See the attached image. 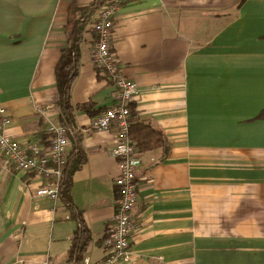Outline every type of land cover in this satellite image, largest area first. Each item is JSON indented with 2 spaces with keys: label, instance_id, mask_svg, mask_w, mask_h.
<instances>
[{
  "label": "crops",
  "instance_id": "crops-1",
  "mask_svg": "<svg viewBox=\"0 0 264 264\" xmlns=\"http://www.w3.org/2000/svg\"><path fill=\"white\" fill-rule=\"evenodd\" d=\"M73 1L91 0H0V106L20 143L46 144L47 126L59 123L54 68ZM238 2L127 0L115 15L111 49L137 84L135 121L165 143L139 151L130 254L112 264H264V0ZM92 20L71 86L72 104L87 108H75L67 131L86 154L70 199L90 231L83 257L97 262L118 162L116 127L90 126L115 93L90 59ZM42 183L0 154V264H68L77 224L61 198L35 194Z\"/></svg>",
  "mask_w": 264,
  "mask_h": 264
},
{
  "label": "built area",
  "instance_id": "built-area-1",
  "mask_svg": "<svg viewBox=\"0 0 264 264\" xmlns=\"http://www.w3.org/2000/svg\"><path fill=\"white\" fill-rule=\"evenodd\" d=\"M126 1L105 0L92 14L94 36L90 46V59L94 68L112 82L115 93L113 104L95 115L90 126L98 131L112 125L116 127V140L109 153L118 162V174L114 180L117 197L112 220L103 236L102 242L106 248L104 257L97 262H91L85 256L81 264H112L116 260L127 259L130 254L131 235L136 227L131 210L136 203L135 172L141 163V157L129 129L131 103L137 92V84L121 74L111 49L114 18L119 7ZM10 122L6 109L0 106V154L7 163L42 178L43 183L35 190L37 196L58 199L62 168L68 155L67 128L59 123H49L46 144H23L6 132L5 128Z\"/></svg>",
  "mask_w": 264,
  "mask_h": 264
},
{
  "label": "trees",
  "instance_id": "trees-1",
  "mask_svg": "<svg viewBox=\"0 0 264 264\" xmlns=\"http://www.w3.org/2000/svg\"><path fill=\"white\" fill-rule=\"evenodd\" d=\"M104 1L105 0H91L84 6H79L76 1H73L67 8V45L62 48L54 68L55 82L58 91V98L55 104L59 108V124L66 128L74 123V110L76 107L83 109L87 108V104L85 103L77 106L72 104L71 86L78 73L85 26L90 21L92 14L104 3ZM242 1L243 0H239L238 3ZM130 121L129 134L138 151H146L164 145L165 139L161 131L153 128L148 123L138 120L135 121L132 104ZM68 131L67 134L71 138L72 147L63 164L59 198H61L69 211L68 217L74 219L77 224L72 235L67 262L68 264H79L91 241V236L82 212L76 209L71 202L70 187L72 173L83 163L86 154L81 145V135L74 133L71 136Z\"/></svg>",
  "mask_w": 264,
  "mask_h": 264
}]
</instances>
